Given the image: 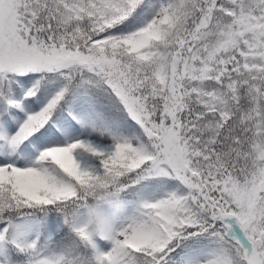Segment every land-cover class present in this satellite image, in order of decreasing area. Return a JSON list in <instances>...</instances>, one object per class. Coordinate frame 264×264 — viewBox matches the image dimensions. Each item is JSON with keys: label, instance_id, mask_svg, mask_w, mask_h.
Returning a JSON list of instances; mask_svg holds the SVG:
<instances>
[{"label": "snow or ice", "instance_id": "6c2138e0", "mask_svg": "<svg viewBox=\"0 0 264 264\" xmlns=\"http://www.w3.org/2000/svg\"><path fill=\"white\" fill-rule=\"evenodd\" d=\"M0 264H264V0H0Z\"/></svg>", "mask_w": 264, "mask_h": 264}, {"label": "clouds", "instance_id": "9594fccd", "mask_svg": "<svg viewBox=\"0 0 264 264\" xmlns=\"http://www.w3.org/2000/svg\"><path fill=\"white\" fill-rule=\"evenodd\" d=\"M92 204L85 210V219L97 235H110L112 231L111 221L123 214L125 205L119 194L98 186L91 194Z\"/></svg>", "mask_w": 264, "mask_h": 264}]
</instances>
